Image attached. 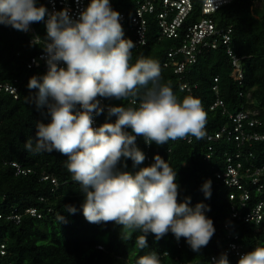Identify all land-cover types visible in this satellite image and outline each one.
I'll use <instances>...</instances> for the list:
<instances>
[{
  "label": "trees",
  "instance_id": "16d2710c",
  "mask_svg": "<svg viewBox=\"0 0 264 264\" xmlns=\"http://www.w3.org/2000/svg\"><path fill=\"white\" fill-rule=\"evenodd\" d=\"M39 1L40 6L48 7L47 0ZM137 1L110 0V3L119 13L124 10L131 13ZM193 3V12L185 20L177 38L161 36L157 20L154 16L149 17L148 42L131 50L130 65L140 59L156 61L161 69V83L170 86L179 101L186 96L200 101L206 113L205 126L209 133H215L225 125L232 126L229 116L221 109H210L216 98L214 77L220 75V96L231 111L251 106L241 93L250 92L255 96V105L261 110V124L257 130L264 132V0H233L212 14L217 28L231 30L229 47L242 59L243 84L234 80L228 45L218 34L211 38H217L219 46L203 48L197 61L189 64L184 73L177 74L171 66H165L170 49L180 45L187 27L198 21L201 15L202 0H193ZM45 21L32 23V30L27 32L0 24V82L14 83L18 87L17 98L5 90L0 91V250L4 251H0V264H136L140 257L152 252L158 255L161 264H214L212 256L217 260L222 254H227L225 243L229 230L226 225L231 230L232 226L235 227L233 232L239 234L238 241L245 254L264 246V217L258 226L253 221L232 217L230 193L237 192V188L229 187L215 177V172L224 169L227 155H234L239 150L236 141L229 140L226 135L215 141L208 140L205 135L202 139L190 136L169 140L163 146H157L155 142L148 146L144 138L138 136L136 145L145 153L146 159L136 167H133L131 159L122 160L120 165L123 168L126 163L127 168L123 170L135 173L153 164L154 157L159 155L177 173L178 201L190 198V207L194 208L198 203L210 207L205 214L212 219L215 233L199 252L193 251L185 238L178 241L171 232L159 240L154 234H147L148 247L141 249L137 246V239L144 235L142 231L130 230L123 234V226L115 222L95 224L85 219L81 207L84 194L65 166L67 157L58 151L37 153L25 147L27 140H36L37 122H50V117L45 115L46 108L38 109L35 103L28 101V97L38 92V89L28 88L30 78H42L47 73L43 67L28 66L31 58L44 50L47 38ZM33 36H37L39 41L31 43ZM186 81L190 83L192 92L181 89ZM144 91L143 88L139 90L135 97L138 103L134 105L133 97L105 100L110 106L138 107ZM116 119V116L109 117L105 110L97 116V123L101 126L114 123ZM127 131L131 132V129ZM209 146L213 147L212 151ZM248 149H253L255 157L248 158V161L244 159V164L264 163V140ZM209 152L211 158L207 159ZM13 162L30 171L16 174ZM45 173L54 176L58 185L50 178L43 179ZM208 180L212 181L210 198H206L202 191ZM247 186L251 189V198L245 207L238 206L243 215L260 201L264 202V187L258 190L251 183ZM67 205H74L76 213L67 212ZM31 206L38 208L42 216L26 213V208ZM15 212L21 215L19 222L7 218ZM63 217L66 222H62ZM227 257L229 264H238L240 259L231 254Z\"/></svg>",
  "mask_w": 264,
  "mask_h": 264
},
{
  "label": "clouds",
  "instance_id": "9594fccd",
  "mask_svg": "<svg viewBox=\"0 0 264 264\" xmlns=\"http://www.w3.org/2000/svg\"><path fill=\"white\" fill-rule=\"evenodd\" d=\"M120 19L110 0H91L78 19L66 8L49 12L45 6L37 7V0H0V24L27 32L32 23H46L43 49L48 71L42 78H30L28 88L38 92L28 101L38 109L46 108L50 122H37L36 140H27L25 147L67 157L65 166L84 194L81 207L89 223L115 222L123 226V234L140 230L144 233L137 239L141 249L148 247L147 234L159 240L171 232L199 252L215 233L212 219L205 214L210 207L203 203L190 207V198L178 201L177 173L159 155L135 173L123 170L126 163L120 165L131 159L136 167L146 159L136 145L138 136L148 146L190 136L202 139L206 113L198 99L186 96L179 101L172 88L161 83L156 61L140 59L130 65L136 45L124 38ZM141 88L145 91L138 107L108 106V116L117 119L94 127V114L104 112L98 97L135 98ZM202 191L211 197V180ZM76 211L74 205H67V212ZM136 264L161 261L152 252ZM214 264H229L227 254ZM238 264H264V246L242 255Z\"/></svg>",
  "mask_w": 264,
  "mask_h": 264
},
{
  "label": "built area",
  "instance_id": "2783aa9c",
  "mask_svg": "<svg viewBox=\"0 0 264 264\" xmlns=\"http://www.w3.org/2000/svg\"><path fill=\"white\" fill-rule=\"evenodd\" d=\"M233 0H202L201 15L198 21L190 24L186 29V34L180 45L170 49L168 54V61L165 66H171L173 71L177 74L184 73L189 64L195 63L198 59V54L203 48L211 47L217 48L219 41L217 38H211L215 35H220L224 44L228 45L227 53L230 56L232 76L239 84L244 83L245 74L242 65V59L237 56L233 49L229 47L231 43V30L224 31V29L217 28V24L214 21L212 14L220 9L222 6L229 4ZM48 11H62L65 8L68 9L70 16L73 19H78L80 13L87 8L89 0H47ZM194 9L193 0H138L131 13L127 11L120 12L122 24L124 30V38L130 37L135 43L136 48H140L148 42V29H149V17L154 16L160 27L161 36L169 38H177L180 35L181 29L185 20L192 14ZM30 29L31 25H30ZM211 38V39H210ZM36 40V41H35ZM38 42L39 38L33 36L30 40L31 43ZM46 54L41 51L38 55L33 56L29 62V67H43L48 71V65L46 63ZM61 66H64L63 64ZM215 84L213 90L215 91L216 98L210 105L211 110L221 109L223 114L229 116L231 125H225L221 127L215 133H209L205 126L204 132L208 140L215 141L225 135L229 140H234L239 147V150L234 155H227L226 165L223 170L215 172V177L222 180L223 183L229 187L237 188V192L230 193V199L232 203L230 208L232 210V217L243 218L246 222L253 221L256 225H260L264 217L263 208L264 202L260 201L255 207L243 215L238 206L245 207L246 203L251 198V189L247 186V183H251L252 186H256L258 190H262L264 187V163H252L244 164L243 160L248 158H254L255 152L253 149H248L258 141L264 140V132L257 130V126L261 124L260 114L261 110L255 105V96L252 93H241L242 97H246V102L251 106H242L237 111H231L225 100L220 96V87L218 85L220 81V75L214 77ZM182 90H188L192 92V88L189 82H184L181 85ZM5 90L17 98L18 87L14 83L0 82V91ZM101 106L104 107V111L110 106L106 103L104 97H98ZM135 98H131V101ZM136 100V99H135ZM136 103L137 100H136ZM245 105V104H244ZM94 127H99L97 123V116L94 114ZM247 146V147H246ZM210 151L213 147L209 146ZM207 159L211 158V152L207 153ZM16 167V174H24L30 170L23 168L18 162H13ZM43 179H51L55 185H58V181L54 176L50 174H44ZM26 213H30L33 216L41 217L42 213L38 208L31 206L26 208ZM8 219L21 220V215L18 213H12L7 216ZM229 233L226 234V253L241 257L245 254L243 245L238 241L240 239L239 234L232 230L229 225H226ZM102 248V246H99ZM3 249V245L2 248ZM4 253L3 250H0ZM168 252H166L167 254ZM216 257L212 256V261H215ZM195 264V263H190Z\"/></svg>",
  "mask_w": 264,
  "mask_h": 264
},
{
  "label": "rangeland",
  "instance_id": "374dc122",
  "mask_svg": "<svg viewBox=\"0 0 264 264\" xmlns=\"http://www.w3.org/2000/svg\"><path fill=\"white\" fill-rule=\"evenodd\" d=\"M40 6V1L39 0H37V7H39Z\"/></svg>",
  "mask_w": 264,
  "mask_h": 264
}]
</instances>
